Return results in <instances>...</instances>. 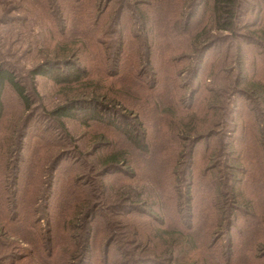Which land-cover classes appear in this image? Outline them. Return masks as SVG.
<instances>
[{
  "label": "trees",
  "instance_id": "16d2710c",
  "mask_svg": "<svg viewBox=\"0 0 264 264\" xmlns=\"http://www.w3.org/2000/svg\"><path fill=\"white\" fill-rule=\"evenodd\" d=\"M0 14V264H264V0H0ZM39 76L60 103L37 104ZM7 84L32 111L19 134L2 127ZM33 109L65 134L52 145L76 144L65 119L103 133L63 173L65 152L29 136Z\"/></svg>",
  "mask_w": 264,
  "mask_h": 264
},
{
  "label": "rangeland",
  "instance_id": "374dc122",
  "mask_svg": "<svg viewBox=\"0 0 264 264\" xmlns=\"http://www.w3.org/2000/svg\"><path fill=\"white\" fill-rule=\"evenodd\" d=\"M207 7L208 6H204L201 9L203 10ZM30 60L25 58V59L20 60V62L17 64L20 67H22L23 65L28 64L27 62H31ZM204 80H205V78L203 79V81ZM35 84H36L37 90L42 95V99H41V96H40V99L38 98V100H40L37 102L38 105L42 104V102H44V103L48 104L50 107H53L56 104L61 102L60 100H62L63 97H61V93H59L58 88L56 86H54L53 82L50 79H48L46 77L39 76L36 78ZM3 99H4L5 114L6 115H5V119L3 120L2 127H6L8 124H10V125H12V129H14L16 131V133L19 134L20 131L22 130L24 123H25V120L27 119V115L29 116L30 114H32V111L30 113H28V111L25 110V108L22 104V101L20 100V98L17 96V94L11 89V87L8 84L6 85V87L4 89ZM36 112H37L36 109H33V114H35L34 115L35 119H33L34 121H32L31 125H34L36 127H30L29 136L32 137L37 132H39V134H44V135L50 136L48 139V142H49L48 148H49L50 152L53 153L54 157L56 158V156H57L56 154H58L60 152H65V155L67 157L68 161L65 159L63 161L62 166H61L62 171L66 166H68L67 165V164H69L68 162H70V160L73 157H76L75 154H77V151L73 149L74 146H76V144L78 146L77 150H79L80 152L83 151V153L87 154V152L88 153L91 152L90 148H92L89 146V142L87 143V141L89 139L88 136L93 134V133H94V136H98V134L103 133L102 132L103 130H98L95 132L91 128H85L83 126L81 120L78 118L65 119L66 125L69 129V132H70V135L72 136V142L75 141L76 144L75 143L73 144L70 141H65L63 143H59L60 145H58V146L52 145V142H55V137H58V135L61 137V136H64L65 134L64 133L61 134V132L56 128L55 123H53V122L50 123L48 120H46L47 118L44 115L40 116L41 113L39 114V112L38 113H36ZM42 116H44V117H42ZM47 123L54 125L55 129H53V128H50V130L44 129L45 125ZM41 124H44L43 129L45 131H37L41 127ZM108 135L110 136L109 137L110 140L114 139L113 135H110V134H108ZM29 139H31V138L28 137V140H27L28 144L30 143ZM201 166H202V164L199 163V168L196 170V174H195L196 176H198V173H200V167ZM128 169L131 170L130 167H128ZM137 170H138V172H145V173L149 174L147 168H145L143 166V164H142V170H139V169H137ZM63 173H64V171H63ZM60 174H62V173L60 172ZM84 174L87 178V174L86 173H84ZM115 175H117V174H115ZM115 175L107 177V180H105V182L108 183L112 179L111 177H113ZM119 177L123 178L122 174H120ZM85 180L86 179H83L81 181H85ZM87 180H88V178H87ZM147 182L154 184V182L151 180H149ZM111 216L114 218L121 219L120 216H116V215H111ZM239 221H240L239 226H241L242 222L244 220L242 218H240ZM239 226H238V228H240ZM104 243L105 242L103 240V244ZM100 256H101V254H98V257H97L98 260H100Z\"/></svg>",
  "mask_w": 264,
  "mask_h": 264
}]
</instances>
